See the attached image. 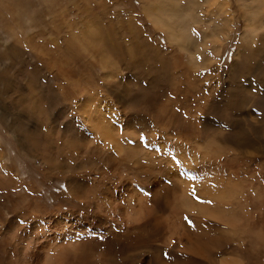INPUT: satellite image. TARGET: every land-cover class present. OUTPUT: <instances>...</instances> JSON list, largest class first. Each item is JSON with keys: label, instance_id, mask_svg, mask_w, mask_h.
I'll list each match as a JSON object with an SVG mask.
<instances>
[{"label": "rangeland", "instance_id": "rangeland-1", "mask_svg": "<svg viewBox=\"0 0 264 264\" xmlns=\"http://www.w3.org/2000/svg\"><path fill=\"white\" fill-rule=\"evenodd\" d=\"M260 43L264 0H0V264H264V110L210 108Z\"/></svg>", "mask_w": 264, "mask_h": 264}, {"label": "bare ground", "instance_id": "bare-ground-1", "mask_svg": "<svg viewBox=\"0 0 264 264\" xmlns=\"http://www.w3.org/2000/svg\"><path fill=\"white\" fill-rule=\"evenodd\" d=\"M158 5H162V4H158V3L154 2V7H153L154 10L153 11H154V13L158 12V14H159V10L155 7V6H158ZM151 9H152V7H151ZM158 21H161L160 20V16L158 17ZM263 44L264 43H262V44L260 43L259 46L256 47V49L253 48L254 51L252 50V54H250L251 51H248V53H244L243 52L242 54H240L241 55V59H237V61L234 62L233 66H231L232 68H230L231 71H229V75H228V78H227V85L228 86L225 88V90H223L220 93L219 98L220 97L221 98L219 100H218V98H216V100L213 101L211 103V105H210V108H212V109H216L217 110L219 108H222V107L224 108L225 107L226 110L229 111V113L226 114V115H224L225 113L221 112V114H222L221 118H226V120H228L229 125L232 126V128H235L237 126V131H238L237 132V134H238L237 136L241 138V140L238 141V144H237L239 146H243V145H246V146H250L251 145V146H253L252 145L253 141H252L251 138L249 139L247 136L245 137V134H246L245 131H244L245 130V125L243 127L242 126V122L239 119H237V123H235L236 118L234 117L235 119H233L232 116L236 115L235 113H237V115L240 114V113L241 114L242 113H246V115H247V111H246L247 104H250V105H252V104L254 105L255 104V106H257V107H259V108L264 110V106H262V105H264V102H263V100H264V68H262L260 70V72H258L257 77H256L257 78V82L256 81L254 82V86L258 82H259L258 83L259 86L256 89H252L250 85L248 86V81L251 80V76L250 75L253 73L254 69L257 67V64H258V60H256V58L253 56V53L254 52L257 53L258 51H261L262 50L261 47L263 46ZM263 58H264V54H263ZM242 76H246V78L243 81H241ZM246 80H248V81L246 82ZM246 87H248L250 90L252 89L253 91L252 90L251 91H247ZM207 107H209V106H207ZM248 108L251 109L250 107H248ZM220 110H218V112ZM208 112H210V111H208ZM207 115H208V113H207ZM210 121L211 120H208V121L204 120V123L208 127L209 126H213V125H211ZM252 123L254 124V122H252ZM253 124L251 125L249 123V125H251V126H254ZM207 126H206V128H208ZM254 127H256V126H254ZM260 127H261V125H260ZM263 129H264V127H263ZM254 131H255V129H254ZM254 131H252V132H254ZM255 134H257V133L255 132Z\"/></svg>", "mask_w": 264, "mask_h": 264}, {"label": "crops", "instance_id": "crops-1", "mask_svg": "<svg viewBox=\"0 0 264 264\" xmlns=\"http://www.w3.org/2000/svg\"><path fill=\"white\" fill-rule=\"evenodd\" d=\"M221 264H233V263L232 262L231 263H229V262L227 263V259L223 258V259H221Z\"/></svg>", "mask_w": 264, "mask_h": 264}]
</instances>
